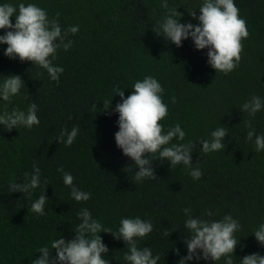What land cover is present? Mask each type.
<instances>
[{
	"label": "trees",
	"instance_id": "1",
	"mask_svg": "<svg viewBox=\"0 0 264 264\" xmlns=\"http://www.w3.org/2000/svg\"><path fill=\"white\" fill-rule=\"evenodd\" d=\"M0 2L15 4L17 0ZM24 2L45 9L62 29L79 25V31L69 35L73 45L68 51H58L54 63L64 68L59 83L30 61L5 57L6 45L0 47V76L18 74L26 85L11 101H0V111L26 110L35 102L40 120L31 129L7 132L0 127V264H31L41 255L37 253L40 246L61 235L70 239L79 223L77 213L84 207L113 230L121 217L151 220L154 230L138 246L158 253V264H176L179 257L173 247L185 253L181 242L184 208L205 219L206 210L217 220L231 214L241 224L235 234L240 239L235 258L264 255V246L252 236L264 222V151L257 153L244 139L248 123L264 134V110L255 117L240 111L251 96L264 97V0H234L249 35L242 40L239 66L228 74L211 68L207 49L196 50L190 39L176 47L156 36L152 26L163 13L160 0ZM200 2L169 0L170 6L179 8L181 23L193 24L197 21L189 12L197 10ZM147 75L157 78L164 90L163 102L168 106L161 121L164 129L179 123L186 132L184 141L174 138L172 143H195L209 138L218 126L229 128L224 150L205 154L202 145L195 146L192 162L202 171L199 180H193L183 165L170 168L166 161H153L157 178L131 179L134 161L122 154L114 139L118 114L105 111L102 102L113 99L114 109L120 97L113 88L118 86L127 97L133 83ZM74 125L79 133L71 146L55 141L62 128L70 130ZM34 162L41 169V185L30 197L10 192L9 184L24 182ZM60 167L73 175L78 187L91 193L89 201L77 203L70 197L57 171ZM44 191L49 200L41 216L31 211L30 204ZM173 228L177 231L166 238L165 229ZM101 236L109 248L105 258L111 264H126V245L111 234Z\"/></svg>",
	"mask_w": 264,
	"mask_h": 264
},
{
	"label": "clouds",
	"instance_id": "2",
	"mask_svg": "<svg viewBox=\"0 0 264 264\" xmlns=\"http://www.w3.org/2000/svg\"><path fill=\"white\" fill-rule=\"evenodd\" d=\"M160 7L163 13L152 26L157 37L176 47H182L183 42L190 39L196 50L207 49V63L216 72L228 74L239 66L242 40L249 33L234 0H201L197 9L199 15L197 16V10L189 12L197 21L195 24L181 23L182 14L178 11L179 8L170 6L169 0H160ZM78 31L79 25L62 29L59 20L50 19L47 11L36 3H25L24 0H17L15 4L0 2V32L3 33L0 34V47L6 45L3 55L11 60L32 62L34 68L44 69L49 79L56 83H59L64 72L63 66L54 63L58 51H68L73 45L68 37ZM0 77V101H11L26 87L18 74ZM131 89V94L125 97L124 90L118 86L113 88L115 96L120 97V102L115 104L114 109L113 99L102 102L105 111L112 110L118 114V131L114 134V139L122 154L134 161V166L130 167L135 169L131 179L143 182L157 178L153 161H166L170 168L183 165L189 170L193 180H199L202 171L199 167H194L192 162L195 146L197 143L202 145L201 153L205 154L224 150L229 128L218 126L210 132L209 138L195 143H172L174 138L184 141L186 132L179 123L164 129L161 121L168 114V106L163 102L164 90L158 79L151 75L144 76L143 79L136 80ZM172 103H175V97L172 98ZM262 110L264 97L258 95L251 96L240 108L249 117H255ZM37 113L38 105L35 102L29 103L26 110L13 108L11 111H0V127L7 132L20 127L31 129L40 123ZM246 127L248 131L244 137L245 142H251L257 153L264 151V134H258L251 123ZM78 133L79 127L75 125L70 130L62 128L55 141L71 146ZM57 171L61 173L63 184L70 189L69 195L74 201L81 203L91 199V193L78 187L70 172L62 167ZM40 185L41 169L34 162L32 173H25V181L22 183L11 182L9 191L30 197L32 190ZM48 200L44 191L31 201V211L44 215ZM183 212L184 235L181 242L185 246L186 254L181 253L178 247H173L179 257L176 264H200L201 261L217 264L221 260L223 264H264V255L260 253L247 254L239 260L235 258L234 253L240 241L235 234L240 231L241 224L231 214L217 220L211 219L214 215L211 210L204 213L208 219L193 216L190 208H184ZM77 219L79 223L72 228L70 239L61 235L40 246L37 253L41 255L32 260L31 264H111L105 258L109 248L101 233L111 234L115 240L126 245L123 256L126 264H158L161 259L158 253L154 254L152 248L138 246L140 240L153 232L154 225L151 220L142 219L140 216L121 217L118 227L113 230L94 218L86 207L77 213ZM175 231V228L165 229L163 235L168 238ZM252 236L264 246V222L258 224Z\"/></svg>",
	"mask_w": 264,
	"mask_h": 264
}]
</instances>
